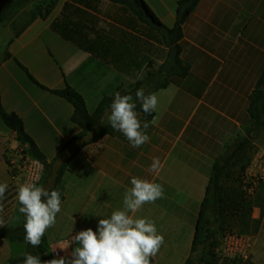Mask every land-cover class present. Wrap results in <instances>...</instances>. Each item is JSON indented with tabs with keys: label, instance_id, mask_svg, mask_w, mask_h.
Returning <instances> with one entry per match:
<instances>
[{
	"label": "crops",
	"instance_id": "crops-1",
	"mask_svg": "<svg viewBox=\"0 0 264 264\" xmlns=\"http://www.w3.org/2000/svg\"><path fill=\"white\" fill-rule=\"evenodd\" d=\"M145 1L167 27H174L180 0ZM52 21L36 20L10 46L12 58L0 64L3 108L22 118L27 133L42 152L38 139L66 133L61 127L62 124L65 127L72 123L74 108L49 92L39 91V87L37 96L30 97V92L35 89L20 84V77L12 64L17 59L35 76L26 59L19 54L21 50L28 49L44 31L50 30ZM104 21L102 26L108 30L113 22L108 19ZM40 24H44L42 29L38 28ZM105 33L115 36L114 29ZM71 45L74 48L70 47V54L58 60L51 50H47L48 66L59 71L56 80L61 82L46 87L60 90L68 84L84 98L78 84H71L68 80L67 73L77 75L73 78L75 81L80 77V71L92 63L103 67L104 75H112L113 81L115 74L125 76L104 64L100 58ZM181 46V58L190 67L189 75L174 78L166 89L155 92L158 97V107L154 112V117L158 118L156 124L150 123L154 117L147 119L143 114H138L141 130L150 137L149 142L133 148L123 133L115 131L111 136L107 135L83 148L69 165L60 184L64 196L61 212L57 214L55 225L45 232L52 252L59 250L61 258L72 259L71 253L78 246L72 243V238L85 229L80 225L82 218L90 220L88 224H93V231L98 234L99 220L109 218L115 210L123 209L125 192L132 187L131 178L135 176L160 184L164 190L162 198L144 204L134 214L129 213L134 218L154 222L157 233L164 237L159 252L150 257V264H160V261L168 260L178 252L176 257H181L186 264L189 256L184 260L183 249L179 246L181 237L178 236H182V231L187 227L185 231L188 230L189 240L184 241L183 247L188 243L191 253L213 166L230 141L247 135L251 123L248 117L249 100L264 71V0H201L184 24ZM85 74V80L91 76L90 73L83 76ZM146 122L149 127L143 129ZM73 125L63 136L64 145L80 131L78 126ZM254 139V145L259 148V158L264 160V131ZM22 148L17 134L0 115V182L8 184L5 198L0 201L3 205L0 229L10 226L16 214L10 209V204L17 197L19 186L11 178L10 161ZM61 148L52 156L43 152L49 163ZM154 158H159L163 165L158 174L150 170ZM62 162H57V166ZM262 166H258L256 160L254 172L260 171ZM76 173L79 175L76 176ZM90 202L96 206L91 207ZM108 204L114 206L112 212L107 213L110 215L105 216L102 210L108 208ZM61 217L64 220L60 222ZM56 227L61 231L54 232ZM13 249L7 241L0 240V264L13 256Z\"/></svg>",
	"mask_w": 264,
	"mask_h": 264
},
{
	"label": "trees",
	"instance_id": "trees-1",
	"mask_svg": "<svg viewBox=\"0 0 264 264\" xmlns=\"http://www.w3.org/2000/svg\"><path fill=\"white\" fill-rule=\"evenodd\" d=\"M60 1L0 0V25L11 23L14 30L8 49L36 20H46ZM200 1L180 0L176 8V23L174 27L169 28L145 0H66L60 15L52 21L50 31L80 50L100 58L125 76L137 78L146 71V76L143 79L138 77L130 90L118 91L121 95H132L133 101L137 104V113L152 119L154 112L151 115L143 113L141 102L135 97L136 90L143 88L147 96L166 89L174 78H186L189 75L190 67L181 58L183 27ZM104 2H108L110 6L108 11H114L111 14L106 13L105 16L114 23H110L111 27L108 30L114 29L115 36L106 34L108 30L101 25L105 22L102 19ZM28 7H31V10L23 17ZM11 58L12 54L7 50L1 62ZM15 61L37 87L67 101L74 108L71 122L78 126L80 131L49 163L47 156L27 133L22 118L3 108L0 94L2 120L17 134L20 144L27 147L26 153L44 166L43 177L38 186L47 189L51 184L47 191L50 193L51 190L58 189L63 201L60 184L77 154L83 148L115 132L108 123L111 104L115 98L104 96L91 114L85 99L73 87L67 84L64 89H50L39 83L17 59ZM249 102L251 123L247 135L238 136L225 146L223 154L213 166L205 198L201 204L191 252L194 253L197 248L204 247V256L201 259L204 264H218L217 248L220 234L230 231L241 236L259 231L261 222L253 219V212L256 208L264 211V197L260 194L251 197L248 191L250 187L244 180L251 162L254 138L264 131V71ZM60 160L63 162L55 169L56 163ZM46 199L47 197H42V200ZM24 223L25 216L22 214L20 223L0 229V240H5L14 247L13 256L4 264H24L25 253L38 256L42 264L54 259L46 235L39 247L34 248L25 243ZM17 246H20L22 251Z\"/></svg>",
	"mask_w": 264,
	"mask_h": 264
},
{
	"label": "clouds",
	"instance_id": "clouds-1",
	"mask_svg": "<svg viewBox=\"0 0 264 264\" xmlns=\"http://www.w3.org/2000/svg\"><path fill=\"white\" fill-rule=\"evenodd\" d=\"M135 97L141 102L143 113L151 115L156 112L158 97L155 93L146 96L145 90L140 88L136 90ZM136 109L137 104L132 95L116 92L111 104V115L108 117L112 129L123 133L133 148H139L150 140L145 131L141 130ZM157 119L154 117L150 123L156 124ZM148 127V122L143 124V129ZM162 167L159 158H154L150 170L158 174ZM131 185L125 192L123 209L115 210L109 218L99 220L98 234L89 228L72 238V243L78 245L71 253L72 259L54 258L44 264H150V257L159 252L164 237L157 233L154 222L134 218L129 213L134 214L144 204L162 198L164 190L160 184L135 176L131 178ZM7 188L6 182H0V201L5 198ZM17 192V200L21 205L19 212L25 216V243L34 248L39 247L46 230L55 225L57 214L61 212L60 191L56 189L49 193L43 186L28 181L21 184ZM42 197H47L46 201ZM2 211L3 205L0 204V212ZM24 264L42 262L38 256L25 253Z\"/></svg>",
	"mask_w": 264,
	"mask_h": 264
},
{
	"label": "rangeland",
	"instance_id": "rangeland-1",
	"mask_svg": "<svg viewBox=\"0 0 264 264\" xmlns=\"http://www.w3.org/2000/svg\"><path fill=\"white\" fill-rule=\"evenodd\" d=\"M65 1L66 0H61L59 2V4L57 5V7L53 11V13L47 18L48 20L50 19L52 21L53 19H55L56 17H58L60 15L63 3ZM109 8H110V6H109L108 2H104L102 5V17L104 19H108L105 16L106 13L111 14L114 12L113 10L108 11ZM30 10H31V7H28L27 9H25L22 16L26 17L27 13ZM43 25L44 24H40V26H38V28L41 27V29H42ZM101 25H104V24L102 23ZM38 28H37V30H38ZM13 35H14V30L11 27V23H6L3 25H0V62L2 61V59L5 55V52L7 50H9L8 49V47H9L8 43L13 38ZM70 47L74 48L71 44L64 41L59 36H57L56 34L51 32L50 30H48V31H44L40 35V37L35 38L28 49L21 50V54H19V55H22L23 58L26 59L25 60L26 63L31 66L30 70L33 73L35 72L34 77L41 84H43L45 86H48V85L52 86V85H54V83H56L55 85H57L61 81L58 82L56 80L57 79L56 76H57V73L59 71L53 70V69L49 68V66H48V64L50 62L47 58L48 56H45V55H49L47 50L48 49L51 50L52 54L56 55V59L58 60L59 58H64L65 55L70 54V49H71ZM30 55H32L34 57H32ZM103 63H104V61H103ZM104 64H106V63H104ZM98 65L99 64L94 65V63L88 64L87 67H84L83 70L80 71V73L78 74V75H80V77L75 79V81L73 80V78H75L77 75L67 73V75L69 76L68 80L71 82V84H75L74 82H76L78 84L77 86H78L80 92H82L84 94V98L86 99V102H87L88 111L91 114L95 111L97 105L99 104V102L102 100V98L104 96H110V97L115 98V93L119 92L118 90H130L132 88L133 84L138 79V77H139V79H143L146 76V71L142 72L137 78L126 77V76H121V75L115 74V81H113L114 80L113 76L112 75L105 76L104 72H103V67H100ZM12 68L17 71L18 77H20V82H21L20 84L24 85L25 87H31V88L35 89V91L30 92L29 96L30 97H36L37 96L36 91L39 90V88L36 87L30 81V79L26 76V74L22 70H19L16 63L13 62ZM84 73H90L91 76L85 80V78L87 77V74H85L83 76ZM84 80H85V83L83 85L82 83L84 82ZM39 91H42V90H39ZM248 117H249V114H248ZM73 127H74V125L72 123L70 125L67 124V126H65V127H63V124H62L61 128H62L63 132H66V133H63L61 135H50V137H45L43 135L44 137L39 138L38 140H39V142L43 148V152L46 155L49 154L50 156H52V154L57 149L61 148L64 145L65 141H64L63 136L66 135L68 133L69 129H71ZM51 137H52V140H50ZM259 157H260L259 148H257L254 145V149L252 150V153H251V162H250V165L246 171V175L250 171L251 167L252 166L254 167L256 160L260 161V164L263 165L262 168H264V160L260 159L261 157L260 158ZM58 167L59 166H57V164H56L55 169H57ZM75 169H78V168H75ZM78 175L79 174L76 173V176H78ZM82 175H85L84 172H82ZM251 179H253V180L257 179V180L255 182L256 185L253 186V189L251 192H249V195H251V197H253V196L256 197V194H260L262 197H264V173L260 174L259 172H257V173L252 172ZM19 184L20 183H18V186H19ZM245 184H247V182H245ZM247 185H251V184H247ZM50 186H51V184H50ZM47 189H45V190H47ZM93 204H94V202L89 203V205L91 207L92 206L95 207L96 205L95 204L93 205ZM97 206H98V204H97ZM113 206H114L113 204H108V208H105V207L103 208L102 212L104 213L105 216L110 215L107 213L112 212ZM20 207H21V205L19 204L17 197H14V200L10 204V209L13 211H16V214L13 216V218L10 222V226L18 224L22 221V213L19 212ZM17 216H19V218ZM62 219H63V217H61L60 222L64 220V219L63 220ZM253 219L260 220L261 223H260L259 231L257 233H252L251 235H241V236H250L252 238L251 239L252 248L250 250V254L248 256V259L245 260V259L236 258L234 260L233 258H231L229 256L231 254L230 251H235V250L238 251V249L240 250L242 248V246L240 244L237 245V243H235V242L229 241V238H230L229 236L234 237L235 235H238L237 232L232 233L230 231H226V232H224V234H220L218 236V238L220 239L219 246L217 248L218 264H264V211L262 212L260 208H256L253 212ZM16 220H17V222H16ZM88 223H91V221L87 220L86 218H82V220L80 221V225L82 227L84 226V228H85L84 230H86V228L87 229L91 228L93 230V224H88ZM2 224H3V222L0 224V226H2ZM186 228L187 227H185L184 230L182 231L183 232V234H181L182 236H180V235L178 236V237H181V241L179 243L180 244L179 246L181 249H183V251L181 253H182V255L184 254V260L186 259V257L189 256L187 261H186V264H204L201 262V259L204 256V252H203L204 247L197 248L196 252H194V253H192V252L190 253V251H188V250H190L189 249L190 245L188 243H185V245L183 247L184 241L187 242L189 240L188 230L185 231ZM59 231H61V230H58L57 227L54 229V232H59ZM81 231H83V230H81ZM17 247H20V246H17ZM19 249L21 250L22 248L20 247ZM179 253L180 252L173 253V255L170 259H168V260L165 259L163 261H160V264H184L181 257H179V256L176 257Z\"/></svg>",
	"mask_w": 264,
	"mask_h": 264
},
{
	"label": "built area",
	"instance_id": "built-area-1",
	"mask_svg": "<svg viewBox=\"0 0 264 264\" xmlns=\"http://www.w3.org/2000/svg\"><path fill=\"white\" fill-rule=\"evenodd\" d=\"M26 146H23L22 149H19L17 153H15V156L10 161V171H11V178L13 182H18L20 183L19 186L25 182L31 181L36 183L37 185L41 182L43 173H44V166L42 163L38 160H35L31 158L27 153H26ZM261 165L260 161H258V166ZM255 171V168L252 166L250 171L247 173L245 182L250 187L248 190L249 192L252 191L253 186L256 185V180L257 179H251L252 177V172ZM260 174L264 173V168H262L260 171L258 170ZM257 173V172H255ZM86 231V230H83ZM82 232V231H81ZM229 241L235 242L240 244L242 248L238 251H230L231 254L229 255L231 258L234 260L236 258L238 259H248V256L250 254V250L252 248V242H251V237L250 236H238L235 235L234 237L229 236ZM53 255L56 259L61 258V253L59 250H53Z\"/></svg>",
	"mask_w": 264,
	"mask_h": 264
}]
</instances>
